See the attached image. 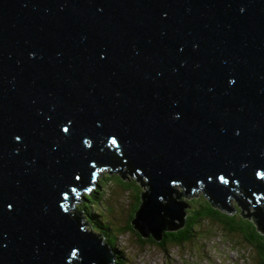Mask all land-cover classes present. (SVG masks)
<instances>
[{
    "label": "water",
    "instance_id": "1",
    "mask_svg": "<svg viewBox=\"0 0 264 264\" xmlns=\"http://www.w3.org/2000/svg\"><path fill=\"white\" fill-rule=\"evenodd\" d=\"M104 172L143 236L199 187L264 230V0H0V264H112L72 209Z\"/></svg>",
    "mask_w": 264,
    "mask_h": 264
},
{
    "label": "trees",
    "instance_id": "2",
    "mask_svg": "<svg viewBox=\"0 0 264 264\" xmlns=\"http://www.w3.org/2000/svg\"><path fill=\"white\" fill-rule=\"evenodd\" d=\"M111 177V175H105L101 181L99 180L96 184L97 187L95 190H92V193H89L88 189L83 196L79 198L81 205L76 207L75 210H78L83 219L91 223L95 229L90 225L89 227L95 231L98 230L99 232H97L103 238V241L110 245L111 252L115 259L112 264H126L128 262L127 259H124L125 255L122 248L117 246L118 236L127 231L132 230L135 233L136 243H138L140 247L158 246L165 250L168 246L179 249L185 248L186 243H192V246H196L197 250L199 249L198 246L200 247L201 238L210 241L213 237L219 236L217 232L221 234L219 229L228 237V243H234L236 248L241 246L237 245L238 242L239 244H246V246L253 248V264H264V230L257 228L253 219L243 217L236 211H226V209L222 208L219 204L212 202L210 197L202 191L201 187L193 190L187 195H192L190 201L193 199V201L196 202L191 203L190 207L186 209L184 224L176 230H164L161 234V238L155 240L151 235L143 236L141 232L133 226L132 220L136 215V211L142 199L141 192L132 187V184L129 183V179L123 178L119 173L117 175L119 178H117V182L122 186L124 191H127L128 198L133 199L134 202L132 203V208L130 207L127 210L130 220L128 218V221H126L123 226L116 225L112 221L115 219L114 215L110 212L112 207L108 204L107 197L104 199L106 191L105 185L111 180ZM174 188L178 190L177 187ZM180 188L183 189V187ZM197 192H199L198 194H200L199 196L201 197H196L194 199L193 196L196 194L193 195V193ZM259 208L264 210L261 206ZM106 212L107 218L102 219V216L105 215ZM254 212L255 209L253 207L251 215H254ZM89 227L87 226V228ZM213 229L215 230L213 231ZM230 236H233L235 241L233 237ZM238 249L243 250V247Z\"/></svg>",
    "mask_w": 264,
    "mask_h": 264
},
{
    "label": "rangeland",
    "instance_id": "3",
    "mask_svg": "<svg viewBox=\"0 0 264 264\" xmlns=\"http://www.w3.org/2000/svg\"><path fill=\"white\" fill-rule=\"evenodd\" d=\"M105 175H111L112 177L111 180L105 185L106 191L104 199L107 197L108 204L112 207L110 212L115 217V219L112 221L116 225L123 226L125 225V222L128 221V218L130 220L127 210L130 207L132 208V203L134 200L128 198L127 191H124L122 186L117 182L119 178L117 177L118 174L116 172H104L97 175L89 193H92V190H95L97 187L96 184L99 180L101 181ZM129 183L132 184V187L136 188V190H140V185L135 180H129ZM84 193L85 192H82L80 197L83 196ZM199 195L200 194L193 196V198L195 199L196 197H201ZM190 199L191 197H184L183 201L188 202L190 205L191 203L196 202L193 201V199L190 201ZM227 202L233 207L234 212L236 211L239 213L241 211V207L237 204L233 197H228ZM80 205V201H74L72 203V209L75 210V208ZM235 206L240 209L236 208ZM106 214L107 212L102 216V219L107 218ZM87 226L89 227V225ZM87 229L94 231L96 234H98V236H100L98 230L97 232L90 227ZM214 230L215 229H213V231ZM219 231L222 235L218 234L217 232V235L219 236L213 237V239L210 241L201 238L199 244L200 247L198 246L199 249L197 250L196 246H192V243H186L185 248L183 247L179 249L168 246L165 250L158 246L140 247L139 244L136 243L135 233L132 230L124 232L122 235L118 236L117 246L122 248L125 255L124 259L128 260L126 264H253V248L246 246V244H239L238 242L237 245H241L238 248L243 247L244 251L239 250L235 247L234 243H228V237L222 233L221 229H219Z\"/></svg>",
    "mask_w": 264,
    "mask_h": 264
},
{
    "label": "snow or ice",
    "instance_id": "4",
    "mask_svg": "<svg viewBox=\"0 0 264 264\" xmlns=\"http://www.w3.org/2000/svg\"><path fill=\"white\" fill-rule=\"evenodd\" d=\"M62 131H63V132H65V133H67L69 130H68V128L64 127V128L62 129ZM16 139H20V137H19V136H17V137H16ZM111 142H112L113 144H115V143H116V140H115V139H113ZM84 143H85V144H87V143H88V141H87V140H85V141H84Z\"/></svg>",
    "mask_w": 264,
    "mask_h": 264
},
{
    "label": "clouds",
    "instance_id": "5",
    "mask_svg": "<svg viewBox=\"0 0 264 264\" xmlns=\"http://www.w3.org/2000/svg\"><path fill=\"white\" fill-rule=\"evenodd\" d=\"M76 209V208H75ZM91 224V223H90Z\"/></svg>",
    "mask_w": 264,
    "mask_h": 264
}]
</instances>
